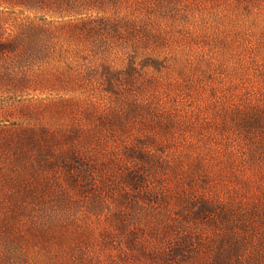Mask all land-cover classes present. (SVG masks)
<instances>
[{"label": "rangeland", "instance_id": "obj_1", "mask_svg": "<svg viewBox=\"0 0 264 264\" xmlns=\"http://www.w3.org/2000/svg\"><path fill=\"white\" fill-rule=\"evenodd\" d=\"M0 264H264V0H0Z\"/></svg>", "mask_w": 264, "mask_h": 264}]
</instances>
